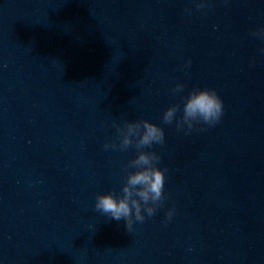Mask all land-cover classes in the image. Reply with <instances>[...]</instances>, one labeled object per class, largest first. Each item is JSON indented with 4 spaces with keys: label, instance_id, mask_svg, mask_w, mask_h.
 Returning a JSON list of instances; mask_svg holds the SVG:
<instances>
[{
    "label": "clouds",
    "instance_id": "1",
    "mask_svg": "<svg viewBox=\"0 0 264 264\" xmlns=\"http://www.w3.org/2000/svg\"><path fill=\"white\" fill-rule=\"evenodd\" d=\"M208 6L209 0H195L198 10ZM185 12L190 14L191 9L186 8ZM252 35L264 37V28L254 31ZM261 51L264 52V49ZM190 63V60L187 61L185 66ZM184 88V84L177 83L172 92L181 93ZM182 100V106L172 104L164 110L162 122L165 125L175 123L177 131H185V134L200 124L215 126L224 113L223 101L214 88H193ZM112 127L116 129V138L105 143L104 148L123 152L134 148L136 155L124 168L120 192L97 193L94 211L116 221L124 220L127 231L132 232L134 223L153 217L167 199L164 190L167 168L159 167L162 157L151 150L153 145L164 144L165 131L147 119H125L120 123L114 120ZM173 213L174 209L167 211L165 223Z\"/></svg>",
    "mask_w": 264,
    "mask_h": 264
}]
</instances>
